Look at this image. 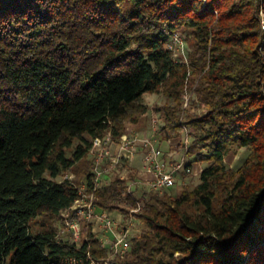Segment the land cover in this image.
Returning a JSON list of instances; mask_svg holds the SVG:
<instances>
[{
    "label": "trees",
    "instance_id": "16d2710c",
    "mask_svg": "<svg viewBox=\"0 0 264 264\" xmlns=\"http://www.w3.org/2000/svg\"><path fill=\"white\" fill-rule=\"evenodd\" d=\"M262 11L264 0H0V264L109 255L84 221L80 242L58 236L79 195L58 178L90 186L93 138L118 144L158 93L161 138L189 129L187 155L208 165L177 195L131 192L138 173L98 190L100 210L141 204L131 215L144 227L119 264H264ZM176 33L188 61L169 47ZM188 89L201 114L184 115ZM244 147V164L228 168Z\"/></svg>",
    "mask_w": 264,
    "mask_h": 264
},
{
    "label": "built area",
    "instance_id": "2783aa9c",
    "mask_svg": "<svg viewBox=\"0 0 264 264\" xmlns=\"http://www.w3.org/2000/svg\"><path fill=\"white\" fill-rule=\"evenodd\" d=\"M262 26L264 30V15L262 16ZM186 45L185 37L180 33L174 34L169 42V47L173 50L174 55L181 61H188ZM192 96L187 92L184 100V108L189 107ZM155 125L154 134L151 136L131 137L129 133H125L118 143L116 154H111V148L115 143L111 132L103 137L93 138L89 149L93 173L91 185L88 186L84 183L82 186H78L79 195L77 200L69 209L62 213L65 226L58 233V236L70 233L74 242H80L83 236L82 225L84 221L92 224L96 233V228L99 227L100 230L109 234L101 239L108 247L109 255L106 258L98 259L91 252L87 251L82 256H66L63 259L64 264H119V259L124 257L130 249L133 238L131 237V224L124 225L121 231H117V228L121 226V220L106 211L99 212L97 194L98 190L105 185L104 181L109 171L117 169L120 165L124 164L131 166L130 163L135 155L133 151L135 145L141 144L144 149L142 156L143 169L141 171L143 175H139L136 180L129 183L130 191L132 192L134 187L143 185L152 191H163L175 185V174L182 168L183 164L177 163L173 167L167 166L165 154L158 145L159 139L157 134L160 131V126L156 123ZM185 144L188 146L189 140H185ZM107 163L110 166L107 167ZM74 176L73 174H67L65 178L74 182ZM140 207L141 204L139 203L137 208L132 209L131 213L137 212ZM132 217L134 218L133 215Z\"/></svg>",
    "mask_w": 264,
    "mask_h": 264
},
{
    "label": "rangeland",
    "instance_id": "374dc122",
    "mask_svg": "<svg viewBox=\"0 0 264 264\" xmlns=\"http://www.w3.org/2000/svg\"><path fill=\"white\" fill-rule=\"evenodd\" d=\"M261 15H264V12H261ZM187 43V42H186ZM189 48L188 45H186V53L188 54ZM182 55V53H180ZM182 57V56H181ZM180 57V58H181ZM188 94L193 95L190 101V105L187 108H184V115L186 116L188 112L190 113H198L201 114L202 110L199 107L197 103V99L195 97V94L192 92L191 89H188ZM145 104H147L151 109L147 117L143 120V122L140 124V128H135L136 130H139V132L144 134L145 136H150L152 134V128H154L155 123L161 127L162 124H164V113L157 111V107H162L167 102V98L164 94L158 93V94H146L144 99ZM173 103V102H172ZM156 121V122H155ZM155 131V130H153ZM150 134V135H149ZM143 135V136H144ZM159 136V135H158ZM161 137V136H160ZM172 141L166 140L165 148L167 146V151L165 152V160L168 167H173L177 163H182L183 166L180 170H178L175 174V185L172 188L164 189V191H168L174 195H177L180 193L181 189L184 186L187 185H197L200 183V175L202 170L208 165L206 163L201 164L198 162H195L194 157H189L186 153L187 147L184 144L185 140H189V144L194 140V135L191 134L190 130L188 129L186 133L180 138H173L170 139ZM165 142V140H163ZM78 144V142H75V146ZM74 146V147H75ZM116 146L111 148V154H116ZM72 149L69 150V154H71ZM250 154V150L246 147L236 149L234 152H232L227 158H226V166L230 169L237 170L240 168L245 160L248 158ZM192 163L191 168H186L187 165ZM107 167L110 166L109 163L106 165ZM191 169V171H190ZM139 169H136L133 166H130L129 164L120 165L117 169L111 170L107 173V178L105 179V185H109L117 176H120L121 178H128L130 177V174L133 173H139ZM190 171V172H189ZM73 174L74 173H69ZM140 175V174H139ZM75 182L82 186L83 182L81 179H79L76 175L74 176ZM65 177H59L58 180H63ZM137 188V192L140 194L143 193V189H149L147 186H140V187H134L133 189ZM99 212H103L105 210L98 209ZM132 211V210H131ZM106 212L111 213L112 215L118 217L119 220H121V226L117 228V231H121L124 228V225L131 224V237H135L138 235L141 230L143 229V225L140 223L139 220L136 218H133L132 215L127 214L121 210L115 209V210H106ZM132 214V213H131ZM64 227L62 226L60 221H57L55 223V229L57 232L62 231ZM36 231H38V227H35ZM98 237L100 239H103L106 237L107 233L100 230L99 227L96 228ZM60 237H65L68 239H72L70 233L63 234Z\"/></svg>",
    "mask_w": 264,
    "mask_h": 264
},
{
    "label": "crops",
    "instance_id": "0c3cea01",
    "mask_svg": "<svg viewBox=\"0 0 264 264\" xmlns=\"http://www.w3.org/2000/svg\"><path fill=\"white\" fill-rule=\"evenodd\" d=\"M144 99H145V97H144ZM149 114V113H148ZM164 124H162L161 126H163ZM137 128H140V126H137L136 124H132V125H130L129 126V131H128V133H129V135L131 136V137H133V136H140V137H143V133L141 134L140 132H139V130H136ZM154 128H152V134L151 135H153L154 134ZM150 135V134H149ZM150 135V136H151ZM159 135V136H158ZM145 136V135H144ZM157 136H158V139H159V141H158V145H159V147H161V149L163 150V152H164V154H165V152L167 151V146H166V148H165V144L168 142H166V140H165V142L163 141L164 139H162L160 136V131H159V133L157 134ZM169 141H172V140H169ZM114 146H116L117 148H118V144L117 143H114L113 144V147ZM117 148H116V150H117ZM133 151L135 152V155L133 156V159H132V161H131V166H133V167H135L136 169H139V173L138 174H140V175H143V173L141 172L142 171V169H143V166H142V156H143V152H144V149L142 148V146H141V144H137V145H135L134 146V148H133ZM90 158H91V156H90ZM145 176V175H144ZM79 179H81L82 180V182H83V184L85 183V180L83 179V178H79Z\"/></svg>",
    "mask_w": 264,
    "mask_h": 264
}]
</instances>
